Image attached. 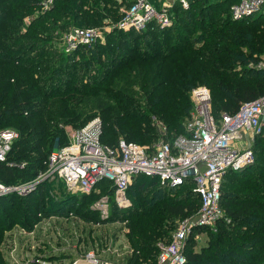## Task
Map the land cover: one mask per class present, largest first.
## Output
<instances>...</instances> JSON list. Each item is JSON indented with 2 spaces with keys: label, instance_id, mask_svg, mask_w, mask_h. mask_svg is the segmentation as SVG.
<instances>
[{
  "label": "trees",
  "instance_id": "obj_1",
  "mask_svg": "<svg viewBox=\"0 0 264 264\" xmlns=\"http://www.w3.org/2000/svg\"><path fill=\"white\" fill-rule=\"evenodd\" d=\"M42 1L0 0V130L18 134L9 158L26 163L23 169L0 164L5 184L30 180L43 171L49 154L65 139L63 127L81 128L97 111L104 144L114 146L117 142L111 140L122 137L152 145L159 125L166 128L168 139L183 134L193 88L204 85L210 91L215 118L264 96V71L246 69L264 48V31L255 30L264 19L232 20L230 6L237 0H188L187 9L173 8L168 28L141 34L113 31L105 44L96 42L70 54L54 46L57 31L116 18L115 0H54L44 13ZM121 1L128 7L135 0ZM35 10L36 18L26 24L25 17ZM106 137L109 142L103 141ZM263 138L253 143L254 163L223 178L220 206L229 223L219 222L215 231L194 228L186 264H264ZM136 180L137 195L130 198L129 189L127 194L131 207L112 205L111 216L131 223L128 237L138 257L132 263L127 259L128 264H155L157 243L169 240L176 220L194 216L200 200L190 181L170 188L153 178L139 176L132 182ZM43 187L25 197L0 198V242L12 224L23 225L28 215L44 213ZM78 205L74 211L82 207ZM203 233L207 242L196 252L194 236Z\"/></svg>",
  "mask_w": 264,
  "mask_h": 264
},
{
  "label": "built area",
  "instance_id": "obj_2",
  "mask_svg": "<svg viewBox=\"0 0 264 264\" xmlns=\"http://www.w3.org/2000/svg\"><path fill=\"white\" fill-rule=\"evenodd\" d=\"M53 1L43 0L41 11H49ZM176 5L187 9L189 2L135 0L119 11L120 17L111 30L141 34L152 28H168L173 24V8ZM229 11L234 21L253 18L264 12V0H237ZM104 32V29L71 30L64 39L65 53L70 54L79 47L91 48ZM261 68L264 71V61ZM189 98L192 108L183 123V134L168 139L166 128L159 125L162 135L149 147L125 140L109 146L101 140V120L94 118L77 129L66 146L49 154L44 162L45 173L40 171L32 179L17 183L0 181V198L28 196L41 180L51 176L61 180L70 196L75 193L88 196L99 184L106 182L113 187V194L101 197L92 207L99 212L97 225H101L106 217L109 218L106 212L108 205L119 210L131 207L127 194L136 177L157 179L160 186L170 188L190 181L199 197L200 207L194 216L176 224L168 241L157 243L155 262L186 264V246L194 228L215 231L219 222L229 223L220 206L223 178L230 171L238 172L254 163L253 143L256 137L264 135V96L244 102L235 113H222L218 118L212 114V97L206 87L193 88ZM17 137L13 130H0V164L23 169L25 162L15 163L9 158ZM68 216L73 217V214ZM201 235L196 234L194 239ZM85 261L97 264L90 253Z\"/></svg>",
  "mask_w": 264,
  "mask_h": 264
},
{
  "label": "rangeland",
  "instance_id": "obj_3",
  "mask_svg": "<svg viewBox=\"0 0 264 264\" xmlns=\"http://www.w3.org/2000/svg\"><path fill=\"white\" fill-rule=\"evenodd\" d=\"M210 1L213 2L216 0ZM219 1L221 2L223 0ZM115 2L117 7H113L112 10L117 12L116 16L118 17L119 11L125 6H123L121 0H115ZM38 12L39 11L35 10L30 15L26 16L24 20L25 23L28 24L31 20L36 18ZM117 17H105L99 24L88 26L85 29H104L105 32L98 41L99 44L103 45L106 42L107 36L113 32L111 26L115 24ZM258 18H260L259 20L264 19V12L250 20ZM76 28L71 27L67 31H57V35L60 36L52 40L57 50L65 53V36ZM255 30L260 33L264 31V23L256 27ZM263 51L264 48L262 47L258 52L259 55L257 59H255L256 63L248 64L246 67L247 70L262 69L261 65L264 61ZM212 109L213 107L211 104V110ZM94 118H99L101 120L99 111L90 115L88 120L83 124L88 123ZM184 122L185 120L182 124ZM79 127L80 125L77 127H63L65 139H61L59 148L65 146V143H69L73 133ZM157 131L159 137L154 139L155 142H157L162 135L159 128ZM168 134L170 133L168 132ZM120 140L124 139L119 137L117 140H111V143ZM262 140L264 142V138ZM103 141L109 142L110 138L106 137ZM143 146L149 147L151 145L144 144ZM56 150H58V148ZM45 171L46 169L41 171V173H45ZM139 181L140 180H136L131 183L129 188L130 198L137 195L136 187ZM38 185L44 186L42 190L46 200V203L44 200L45 211L37 215L36 213L38 211L35 214H30V216L28 215V217L23 219V225L16 222L14 225L12 224L8 230L3 232L0 242V255L4 264H89L85 261V257L89 253L94 255L97 264H128L127 259L130 258V262L137 259L138 255L134 253L128 237L131 231V223L127 220H121L119 216H115V218L112 219L111 204L108 205L106 209L109 218L106 217L101 225H97L100 214L97 210L92 209V207H94V204L101 197H110L113 194V187L110 184L106 182L99 184L88 199L82 198L79 193L70 196L67 188L57 176L46 177L41 180ZM23 203L27 205L26 202ZM78 203V207L81 206V203L82 207H79V211H74L73 206ZM87 208L89 211L94 212V214H88V212H86ZM29 212L30 210L28 209L27 214H29ZM69 213H72L73 217H69ZM183 220L184 219L176 220L174 222L175 226ZM206 242L207 234L205 233L193 239V250L196 252L199 251L202 246H205ZM149 261L150 260L147 261V264L150 263Z\"/></svg>",
  "mask_w": 264,
  "mask_h": 264
}]
</instances>
